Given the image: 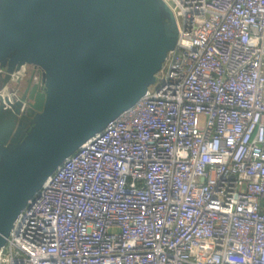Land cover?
<instances>
[{"label":"built area","instance_id":"2783aa9c","mask_svg":"<svg viewBox=\"0 0 264 264\" xmlns=\"http://www.w3.org/2000/svg\"><path fill=\"white\" fill-rule=\"evenodd\" d=\"M163 1L156 82L48 177L0 264H264V0Z\"/></svg>","mask_w":264,"mask_h":264},{"label":"water","instance_id":"95a60500","mask_svg":"<svg viewBox=\"0 0 264 264\" xmlns=\"http://www.w3.org/2000/svg\"><path fill=\"white\" fill-rule=\"evenodd\" d=\"M178 37L163 0H0V249L64 160L146 94Z\"/></svg>","mask_w":264,"mask_h":264},{"label":"flooded vegetation","instance_id":"af4514ba","mask_svg":"<svg viewBox=\"0 0 264 264\" xmlns=\"http://www.w3.org/2000/svg\"><path fill=\"white\" fill-rule=\"evenodd\" d=\"M30 74H34V67L32 69H27Z\"/></svg>","mask_w":264,"mask_h":264},{"label":"crops","instance_id":"0c3cea01","mask_svg":"<svg viewBox=\"0 0 264 264\" xmlns=\"http://www.w3.org/2000/svg\"><path fill=\"white\" fill-rule=\"evenodd\" d=\"M30 67H31V66H27L26 68H27V69H31Z\"/></svg>","mask_w":264,"mask_h":264},{"label":"rangeland","instance_id":"374dc122","mask_svg":"<svg viewBox=\"0 0 264 264\" xmlns=\"http://www.w3.org/2000/svg\"><path fill=\"white\" fill-rule=\"evenodd\" d=\"M152 88V87H151Z\"/></svg>","mask_w":264,"mask_h":264}]
</instances>
